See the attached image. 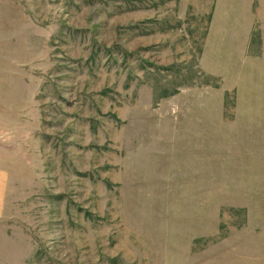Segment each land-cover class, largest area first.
Listing matches in <instances>:
<instances>
[{"label":"rangeland","instance_id":"374dc122","mask_svg":"<svg viewBox=\"0 0 264 264\" xmlns=\"http://www.w3.org/2000/svg\"><path fill=\"white\" fill-rule=\"evenodd\" d=\"M0 108V264H264V0H0Z\"/></svg>","mask_w":264,"mask_h":264},{"label":"crops","instance_id":"0c3cea01","mask_svg":"<svg viewBox=\"0 0 264 264\" xmlns=\"http://www.w3.org/2000/svg\"><path fill=\"white\" fill-rule=\"evenodd\" d=\"M1 110L2 109L0 108V112H2ZM6 118L7 119L5 122V115L0 113V219H2L5 215L7 194L11 181V171L6 165L4 157V145L1 143L8 140L9 136H7L6 133H9L13 130L11 119L9 116Z\"/></svg>","mask_w":264,"mask_h":264}]
</instances>
